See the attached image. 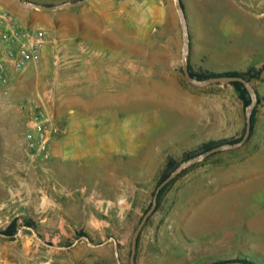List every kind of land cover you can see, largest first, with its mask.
I'll use <instances>...</instances> for the list:
<instances>
[{"label":"rangeland","instance_id":"374dc122","mask_svg":"<svg viewBox=\"0 0 264 264\" xmlns=\"http://www.w3.org/2000/svg\"><path fill=\"white\" fill-rule=\"evenodd\" d=\"M44 1L57 8L40 28V63L13 77L9 96L0 87V230L19 220L14 237L0 235V264H130L167 158L181 166L204 142L244 137L247 108L230 83L186 79L175 0ZM181 1L192 67H264V0ZM256 106L250 140L176 176L136 264H264V97ZM38 110L51 119L47 160L26 138Z\"/></svg>","mask_w":264,"mask_h":264},{"label":"built area","instance_id":"2783aa9c","mask_svg":"<svg viewBox=\"0 0 264 264\" xmlns=\"http://www.w3.org/2000/svg\"><path fill=\"white\" fill-rule=\"evenodd\" d=\"M46 34L40 28H29L10 11L0 6V87L3 95H10L13 75L41 61ZM27 141L37 158L50 157L51 119L44 110L32 112Z\"/></svg>","mask_w":264,"mask_h":264},{"label":"water","instance_id":"95a60500","mask_svg":"<svg viewBox=\"0 0 264 264\" xmlns=\"http://www.w3.org/2000/svg\"><path fill=\"white\" fill-rule=\"evenodd\" d=\"M19 5H21L22 7L25 8H37V9H41V10H51V9H55V8H43L41 6L35 5V4H30V5H25L21 0H15ZM87 2V0H81L77 3H71V4H64L59 6L58 8L61 9H69V8H74V7H79L84 5ZM176 2V8L178 10L180 19H181V24H182V30L184 33V45H183V57H182V61H183V73L184 76L186 77V79L188 81H190L193 84H197V85H206V84H212V83H232V82H242L245 86V88L248 90V92L251 95L252 98V102L251 104L247 107L246 109V114H247V119H246V131L244 134V137L242 138V140L237 143V144H227V145H221L218 146L208 152H206L205 154H203L200 157H196L193 158L191 160H189L188 162L182 164L174 173H172L164 182H162L158 188L155 191L154 194V199H153V203L151 205V207L149 208V210L147 211V213L144 215V217L142 218L141 222L139 223L138 227L136 228V231L134 233L133 236V241H132V248H131V256H130V264H136V252H137V247H138V241H139V237L149 219V217L154 213V211L156 210L157 206H158V201H159V195L161 193V191L164 189L165 186H167L171 181H173L176 176L186 167H188L189 165L204 159L212 154H215L217 152L223 151V150H228V149H234V148H238L242 145H244V143H246L251 136V132H252V113L253 110L256 106L257 103V99H258V95L254 89V87L251 85L250 82H248L246 79L244 78H239V77H214V78H210L207 80H203V81H199L194 79L189 71V63L187 61V54H188V48H189V34H188V29H187V23H186V17H185V12H184V7L182 5V1L181 0H175ZM224 264H242V263H238V262H226Z\"/></svg>","mask_w":264,"mask_h":264},{"label":"trees","instance_id":"16d2710c","mask_svg":"<svg viewBox=\"0 0 264 264\" xmlns=\"http://www.w3.org/2000/svg\"><path fill=\"white\" fill-rule=\"evenodd\" d=\"M189 71H190L191 76L194 79L199 80V81L207 80V79L214 78V77H223L224 76V77L244 78L248 82H251L252 80H255V79L259 80V78L261 77V75L264 71V67L259 68V69L258 68H252V69L247 70L246 72L229 70V71H225V72H221V73H215V72H211V71H207V70H203V69H195L189 63ZM230 84L234 88V90L238 93V96H239L240 100L242 101L244 107L247 108L251 104L252 98H251V95L248 92V90L245 88L244 84L242 82H232ZM259 104H260V102H259ZM257 115H258V107L256 106L253 110V113H252V132H251L250 139L252 137V134H253V131H254V128H255V125L257 122ZM242 138H243V136L240 138H237V139L231 138V139L221 140L219 142H213V141L204 142L199 146L198 152H196V151L186 152V153H184L183 156H184L185 161H189V160H191L195 157L201 156V155L205 154L206 152H208V151H210V150H212L218 146H221L223 144H228V143L237 144L242 140ZM179 166L180 165L173 158V156H169L167 158V161H166L161 179L159 181V184L164 182L172 173H174L179 168ZM172 183H173V181H171L161 191V193L159 195L158 205L160 204L161 198L164 196L165 192L170 188ZM23 226L28 227V228H36V223L31 219H24L23 220ZM18 228H19V220L14 219L5 230H0V235L5 236V237H10V238L14 237L18 232ZM78 235L80 237H88L87 233H85L84 231H80L78 233ZM138 245H139V241H138ZM226 262H238V263H242V264H256L254 261H252L251 259H248V258L235 259V260H230V261H218V262H215L213 264H224Z\"/></svg>","mask_w":264,"mask_h":264},{"label":"crops","instance_id":"0c3cea01","mask_svg":"<svg viewBox=\"0 0 264 264\" xmlns=\"http://www.w3.org/2000/svg\"><path fill=\"white\" fill-rule=\"evenodd\" d=\"M22 2L25 5L29 4H35L41 7H46V6H52L49 4L48 1L44 0H22ZM64 3V2H63ZM0 6L3 8L7 9L10 11L12 14L16 15L18 19L27 27L29 28H43L42 25L46 28H50L52 26V18L50 14L53 11L50 10H39L37 8H25L19 5L15 0H0ZM112 51V50H111ZM113 56L112 60L109 62V68L113 69V74H114V69H115V50L113 49L112 51ZM256 68V67H250L249 69ZM247 70L239 71V72H246ZM15 73L13 77L16 75ZM114 76V75H112ZM114 78V77H113ZM264 81V71L257 81L258 83L263 84ZM257 94L260 98L264 97V91H261L260 89H257ZM257 123V122H256ZM256 127V125H255ZM255 130V128H254Z\"/></svg>","mask_w":264,"mask_h":264}]
</instances>
